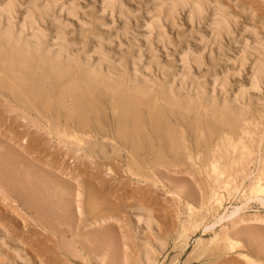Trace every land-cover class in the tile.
I'll return each instance as SVG.
<instances>
[{
  "label": "rangeland",
  "instance_id": "1",
  "mask_svg": "<svg viewBox=\"0 0 264 264\" xmlns=\"http://www.w3.org/2000/svg\"><path fill=\"white\" fill-rule=\"evenodd\" d=\"M120 1L124 14L109 0H16L10 37L2 12L0 264H264V222L252 220L264 219V194L248 199L264 177V77L251 87L264 69V0ZM27 11L42 45L37 29L21 33ZM59 28L70 56L58 54ZM101 44L120 75L95 65ZM186 48L203 54L188 64L200 91L182 82ZM1 51L19 55L11 87ZM212 192L226 196L221 207Z\"/></svg>",
  "mask_w": 264,
  "mask_h": 264
},
{
  "label": "bare ground",
  "instance_id": "2",
  "mask_svg": "<svg viewBox=\"0 0 264 264\" xmlns=\"http://www.w3.org/2000/svg\"><path fill=\"white\" fill-rule=\"evenodd\" d=\"M75 1H77V0H75ZM37 1H35V3H36ZM109 4H110V6H111V8L114 10V8L115 7H117V6H119L120 4V6H119V9H120V12H121V14H124V12H126L127 10L125 9V7H124V5L121 3L122 1H120V0H109ZM16 0H6L5 2H4V5H1L2 7L0 8V21L2 22V12H5V14L4 15H6V18H7V22H5L6 23V26L7 27H5V25H4V28L6 29H4L5 31H6V33L9 35V37L10 36H12L13 35V33L15 32L14 30V27H16V26H14V23H13V19L15 18V16H14V12H15V8H16ZM34 3V2H33ZM174 3V2H173ZM205 3V2H204ZM1 4H3L2 2H1ZM171 4V3H170ZM33 6H36L35 4H33ZM45 6H47V5H45ZM109 6V7H110ZM198 6V5H197ZM200 6V5H199ZM48 7V6H47ZM170 7V6H169ZM171 7H174V4L171 6ZM45 8V7H44ZM43 8V9H44ZM200 8V7H199ZM47 9V8H46ZM197 9V8H196ZM74 10V9H73ZM193 10H195V8L193 9ZM202 10V9H201ZM200 9H198V10H195V13H196V11H198V14L196 13L195 15H200V14H202V12H203V10L201 11ZM47 11H49L48 9H47ZM46 10H45V12H47ZM75 11V10H74ZM28 12V11H27ZM201 12V13H200ZM206 12V11H205ZM48 13V12H47ZM76 13V12H75ZM200 13V14H199ZM45 15H46V13H44ZM17 15V14H16ZM27 16L25 17V19L23 20V29H20V30H22V32L21 33H24L25 32V29H26V24H28L29 26H28V28L29 27H33V29L34 30H36V32L34 33V34H32V36H34V41H33V43L35 42L36 43V45H42L41 43H43L42 42V40H43V37H45V36H47V35H44V33L46 32H44V30L41 28L40 29V27H39V22L37 21L38 19H37V17L36 16H34V13H31V12H28V14H26ZM194 15V14H193ZM192 15V16H193ZM203 15V14H202ZM124 16V15H123ZM220 16V15H219ZM200 17H203V16H200ZM43 18V17H42ZM41 18V19H42ZM221 18V17H220ZM4 19V18H3ZM37 19V20H36ZM198 19H199V16H198ZM198 19H197V21H198ZM222 19V18H221ZM220 19V20H221ZM219 20V21H220ZM223 20H224V18H223ZM41 21V20H40ZM42 21H43V19H42ZM228 21V20H227ZM227 21H226V18H225V20H224V23L223 22H220V24H224L223 26L222 25H218L219 26V28L217 29V30H215L216 32H215V34L217 35V36H215V38L216 39H219L218 40V42H219V44H221V42H220V39H222L221 38V36H222V34H220L221 33V30L222 29H226L227 27L226 26H228V24H227ZM153 22V21H152ZM4 23V24H5ZM153 24L154 25H156L157 26V28H158V32H159V37H160V39H161V41H166L167 40V34H166V32H165V29L161 26V24L158 22V20H155L154 22H153ZM153 24H151V25H153ZM127 26H128V24H126ZM154 25L153 26H151L152 28H154ZM217 25L215 26V27H217ZM226 25V26H225ZM224 26H225V28H224ZM1 27V26H0ZM21 27V28H22ZM3 28V27H2ZM229 28V27H228ZM228 28H227V30L225 31V30H222L223 32L225 31V32H228L229 33V30H228ZM1 29V28H0ZM39 29V30H38ZM216 29V28H215ZM20 30H18L19 32H20ZM1 32H2V29L0 30ZM14 31V32H13ZM31 31V30H30ZM44 32V33H43ZM5 32H4V35H7ZM28 34V33H27ZM67 34V33H66ZM65 34V31H64V28L63 29H61V28H59L58 29V33H57V36L55 37V38H57V41H58V43L61 45V46H58V47H60V49L58 48V50H59V53L58 54H68L69 55V52H70V50H69V46L68 45H70V43H69V41L67 40L68 38H66V35ZM225 34V33H224ZM16 35H17V33H16ZM19 37V36H18ZM17 37V38H18ZM48 37V36H47ZM14 38H15V36H14ZM29 38V37H28ZM8 40H9V38H7ZM7 39H6V41H7ZM19 39H20V37H19ZM19 39H17V40H19ZM30 39V38H29ZM47 39V38H46ZM50 39V38H49ZM166 39V40H165ZM15 40V39H14ZM26 40V39H25ZM45 40V39H44ZM56 40V39H55ZM54 40V41H55ZM20 41V40H19ZM30 40H28V42H29ZM57 41H56V43H57ZM217 41V40H216ZM3 42V41H2ZM24 42V41H23ZM49 42V41H48ZM26 43H27V40H26ZM32 43V42H31ZM34 43V44H35ZM69 43V44H68ZM23 44V43H22ZM68 44V45H67ZM258 44H260L261 45V43L259 42ZM6 46H7V44H5ZM25 45V47H26V44H24ZM27 45H28V43H27ZM29 45H31V48H32V44H29ZM2 46V45H1ZM4 46V45H3ZM70 46H72V45H70ZM111 46V45H110ZM256 46V45H255ZM30 47V46H29ZM42 47V46H41ZM73 47V46H72ZM103 47L104 46H102V44H101V46L99 45V48L97 49V53L99 54V61L97 60V64H95V65H97V67L100 69V70H102V68L104 67H106L107 69H108V71H109V73L111 72V73H115V74H117L118 73V75H120L119 73H121L120 72V70H121V68H123V67H121V64L119 63H117V64H114L112 61H109V57L107 56V54L104 52V49H103ZM257 47V46H256ZM259 47H260V50L261 51H263L264 50V47L261 45V46H258V49H259ZM4 48V47H3ZM20 48V47H19ZM35 48V47H34ZM37 48V47H36ZM38 48H39V46H38ZM71 48V47H70ZM188 48V47H187ZM186 48V49H187ZM5 49V48H4ZM24 49V48H23ZM190 49V48H189ZM1 50V49H0ZM36 50V49H35ZM6 51V50H5ZM52 51V50H51ZM255 51V50H254ZM256 51H257V49H256ZM255 51V52H256ZM1 52H3V51H1ZM36 52V51H35ZM184 52V51H183ZM17 52H15V54H16ZM22 53V52H21ZM25 53V52H24ZM257 53H260V51L258 52L257 51ZM263 53H264V51H263ZM1 54H4L5 56H7L8 57V59H9V65L7 66V69L5 70V71H7V73L5 72V74L7 75V78L6 79H8V81H7V84L11 87V86H13V83H12V81H11V79H12V77H13V74L15 73V70H16V68L17 67H15L16 66V61H15V58L16 57H19V55H15L14 54V52H12L11 51V53L10 52H3V53H1ZM36 54V53H35ZM56 54H57V52H56ZM57 54V55H58ZM261 54V53H260ZM56 55V56H57ZM259 55V54H258ZM257 55V56H258ZM27 56V55H26ZM59 57H61V55H58ZM70 56V55H69ZM92 56V55H91ZM262 56V55H261ZM58 57V58H59ZM65 57H67V56H65ZM255 57V56H254ZM262 57H264V56H262ZM261 57V61L263 62L264 60V58H262ZM1 58V57H0ZM6 58V57H5ZM70 58V57H69ZM86 58V57H85ZM89 58V57H88ZM191 58V59H190ZM257 58V57H256ZM3 59V58H2ZM141 59V58H140ZM58 60H60V59H58ZM92 60V59H91ZM182 60H183V62L184 61H186V63H184L185 65L187 64H189V61H194L195 62V64L197 63V66H198V64L200 65L201 63V65H203V54L200 52H198V53H194V52H191V49L190 50H188L187 49V51H185L184 52V54H183V57H182ZM256 60H258V59H256ZM5 61V60H4ZM39 61H40V59H39ZM39 61H36V62H38L39 63ZM48 61V60H47ZM61 61V60H60ZM60 61H58L59 63H60ZM65 62V61H64ZM75 62V61H74ZM79 62V61H78ZM83 62H85V61H83ZM87 62H90L89 60L87 61ZM119 62V61H118ZM193 62V63H194ZM7 63H8V61H7ZM20 63V62H19ZM48 63V62H47ZM58 63V64H59ZM82 63V62H81ZM116 63V62H115ZM122 63V62H121ZM151 63H153V61L151 62ZM261 63V62H260ZM31 64V63H30ZM37 64V63H36ZM42 64H43V62H42ZM44 64H45V61H44ZM50 64H51V62H50ZM69 64V63H68ZM68 64H67V66H68ZM76 64H77V61H76ZM90 64V63H89ZM138 64H139V61H138ZM138 64L134 61L133 62V65H134V70H132L134 73H133V75H134V80L135 81H138L139 79H142V78H140L139 77V75H138V69H139V66H138ZM2 65V64H1ZM7 65V64H6ZM38 65V64H37ZM54 65V64H53ZM60 65V64H59ZM74 65V64H73ZM86 65V67H87V64H85ZM132 65V66H133ZM152 65V64H151ZM151 65H150V67L149 68H151ZM184 65V66H185ZM82 66H84V65H82ZM92 66V65H91ZM124 66H126V65H124ZM189 66V69H187V67L185 68V71H184V68H183V72L185 73V77H182V78H184L183 79V83L184 82H186L187 83V79H189L188 80V82L191 80V84H192V86L195 88V89H200V90H202V87H205V86H203V85H201V83L200 82H198L196 79H197V77L195 76H193L192 75V73H191V67H190V65H188ZM205 66V65H204ZM258 66H259V64L257 65V68H258ZM4 67H6V66H4ZM27 67V66H26ZM40 67V66H39ZM43 67V66H42ZM70 67V66H69ZM121 67V68H120ZM256 67V66H255ZM260 67H262V66H260ZM73 68V67H72ZM72 68H70L71 69V71H72ZM84 68V67H83ZM89 68H91V67H89ZM125 68V67H124ZM123 68V69H124ZM148 68V67H147ZM162 68V67H161ZM257 68H255L254 70H256L255 72H253V76H254V78L252 79V80H254L253 81V83H252V88L253 89H258L259 88V86L261 85L260 83H261V80L263 79V77H264V69H263V67H262V69L261 70H258ZM5 69V68H4ZM32 69V68H31ZM35 69H36V67H35ZM53 69V68H52ZM65 69V68H64ZM76 69V68H75ZM98 69V70H99ZM164 69V68H163ZM187 69V70H186ZM199 69H201V68H199ZM34 70V69H33ZM39 70V69H38ZM92 70H93V68H92ZM97 70V71H98ZM99 70V71H100ZM128 70V69H127ZM253 70V71H254ZM17 71V70H16ZM30 71V70H29ZM53 72L55 71V72H60V74L62 73L61 72V68L58 66V65H56V66H54V70H52ZM87 71V70H86ZM96 71V72H97ZM107 70L105 71V72H108ZM124 71V70H123ZM130 71V70H129ZM76 72V71H75ZM80 72V71H79ZM162 72V71H161ZM45 73V72H44ZM108 73V74H109ZM128 73V72H127ZM182 73V72H181ZM1 74V73H0ZM51 74V73H50ZM60 74H58L59 76H60ZM64 74V73H63ZM62 74V75H63ZM70 74V73H69ZM86 74V73H85ZM91 74H93L92 72L90 73V75ZM112 74V75H113ZM129 74V73H128ZM132 74V73H131ZM170 74V73H169ZM203 74V73H202ZM201 74V75H202ZM16 75V74H15ZM18 75V74H17ZM44 75V74H43ZM52 75V74H51ZM58 75H56V76H58ZM94 75V74H93ZM92 75V76H93ZM86 76V75H85ZM87 76L89 77V75L87 74ZM95 76V75H94ZM141 76V75H140ZM182 76H183V73H182ZM6 77V76H5ZM100 77V76H99ZM120 77V76H119ZM122 77H123V75H122ZM132 77V76H131ZM142 77V76H141ZM172 77V76H171ZM73 78V77H72ZM82 78V77H81ZM149 78V77H148ZM166 78V77H165ZM168 78V77H167ZM185 78H186V80H185ZM5 78L2 80V81H4V80H6ZM14 79H15V77H14ZM87 79V78H86ZM109 79V78H108ZM108 79H106V80H108ZM146 79V80H145ZM143 78V80L144 81H142L145 85L147 84L148 85V83H147V81H148V79L147 78ZM199 79V78H198ZM222 79H224L223 81H221L222 82V88L223 89H226V87H228L227 85L229 84V82H228V78L227 77H224V78H222ZM17 80V79H16ZM164 80V79H163ZM170 80V79H169ZM173 80H174V78H173ZM182 80V79H181ZM73 81V80H72ZM83 81V80H82ZM131 81V80H130ZM132 81H133V79H132ZM134 81V82H135ZM152 81V80H151ZM172 81V80H171ZM200 81H201V79H200ZM217 78H215V84L217 83ZM264 81V80H263ZM5 82V81H4ZM76 82V81H75ZM119 82V81H118ZM129 82V81H128ZM134 82H132V84L134 83ZM140 82V81H139ZM148 82H150V81H148ZM181 82V83H182ZM219 82V84L221 83L220 81H218ZM251 82V81H250ZM3 83V82H2ZM1 83V84H2ZM83 83V82H82ZM151 83V82H150ZM153 83V82H152ZM159 83V82H158ZM174 83V82H173ZM185 83V84H186ZM263 83V82H262ZM17 84V83H16ZM71 84H72V82H71ZM116 84V83H115ZM137 84V83H136ZM140 84V83H139ZM163 84V83H162ZM188 84V83H187ZM191 84H190V86H191ZM218 84V83H217ZM65 85V84H64ZM67 85V84H66ZM73 85V84H72ZM71 85V86H72ZM75 85H76V83H75ZM142 85V84H141ZM152 85V84H151ZM174 85H176V84H174ZM206 85V84H205ZM61 85H59L58 87H60ZM77 86H78V83H77ZM90 86V85H89ZM137 86H139V85H137ZM167 86H169V85H167ZM184 86H186V85H184ZM191 86V87H192ZM66 87V86H65ZM73 87V86H72ZM115 87V86H114ZM136 87V86H135ZM143 87H144V85H143ZM153 87V86H152ZM155 87V86H154ZM174 86H172V88H173ZM182 87H183V85H182ZM192 87V88H193ZM61 88V87H60ZM116 88V87H115ZM125 88V87H124ZM148 88V87H147ZM146 88V89H147ZM172 88H169V91H170V89H172ZM229 88V87H228ZM243 88V87H242ZM242 88H240V89H242ZM245 88V87H244ZM62 89V88H61ZM66 89V88H65ZM109 89V88H108ZM132 89V88H131ZM240 89H239V91H240ZM63 90V89H62ZM72 90H74V89H72ZM105 90V89H104ZM176 90V89H175ZM199 90V91H200ZM252 90V89H251ZM250 90V91H251ZM75 91V90H74ZM121 91H123V90H121ZM132 91V90H131ZM136 91V90H135ZM135 91H133V92H135ZM192 91V90H191ZM195 91V93H196V90H194ZM225 91V90H224ZM227 91V90H226ZM247 91V90H246ZM62 92V91H61ZM60 92V93H61ZM78 92V91H77ZM141 92V91H140ZM167 92V91H166ZM179 92V91H178ZM193 92V91H192ZM212 92V91H211ZM66 93V92H65ZM149 93V92H148ZM78 93H76V95H77ZM128 94V93H127ZM134 94H136V93H134ZM151 94V93H150ZM197 94V93H196ZM199 94V93H198ZM226 94V93H225ZM59 95V94H58ZM119 95V94H118ZM129 95H131V94H129ZM147 95V94H146ZM169 95V94H168ZM187 95V94H186ZM189 95V94H188ZM227 95H228V93H227ZM63 96V95H62ZM120 96V95H119ZM124 96V95H123ZM132 96H134V95H132ZM143 96H145V95H143ZM175 96V95H174ZM195 96V95H194ZM235 96H242V98H244L245 96H244V90L242 89L240 92H238V94L237 95H234V98H236L237 99V97H235ZM74 97H77V96H74ZM80 97V96H79ZM98 97V96H97ZM121 97V96H120ZM137 97V96H136ZM135 97V98H136ZM140 97H142V95L140 96ZM155 97V96H154ZM164 97V96H163ZM169 97V96H168ZM229 97V96H228ZM239 97H238V99H239ZM126 98V97H125ZM173 98V97H172ZM226 98V97H225ZM225 98H223L225 101H224V103H225V105H226V103H228V100L227 99H225ZM241 98V97H240ZM64 99V98H63ZM78 99V98H77ZM35 100V99H34ZM100 100V99H99ZM135 100H139V99H135ZM134 100V101H135ZM165 100H168V99H165ZM172 100V99H171ZM187 100V99H186ZM195 100V99H194ZM193 100V101H194ZM243 100V99H242ZM128 101V100H127ZM182 101V100H181ZM189 101V100H188ZM192 101V100H191ZM233 101V100H232ZM231 101V102H232ZM240 101V100H239ZM239 101H237V102H239ZM80 102V101H79ZM130 102V101H129ZM234 102H236L235 101V99H234ZM207 103V102H206ZM125 104V103H124ZM123 104V105H124ZM137 104H139V103H137ZM136 104V105H137ZM170 104V103H169ZM178 104H179V102H178ZM211 104V103H210ZM234 104V103H233ZM172 105V104H171ZM184 105V104H183ZM193 105V104H192ZM224 105V104H223ZM235 105V104H234ZM122 106V105H121ZM237 106V105H236ZM238 106H240V105H238ZM185 107V106H184ZM225 107V106H224ZM124 108V107H123ZM122 108V109H123ZM226 108H228V107H226ZM69 110V109H68ZM71 110V109H70ZM73 110V109H72ZM235 110H236V108H235ZM245 110V109H244ZM210 111V110H209ZM239 111V110H238ZM216 112V111H215ZM218 113V112H217ZM241 113H242V111H241ZM211 114V113H210ZM221 115V114H220ZM236 115V114H235ZM141 125V124H140ZM143 125V124H142ZM230 125H231V122H230ZM125 126V125H124ZM131 126V125H130ZM231 134V133H230ZM252 135V134H251ZM237 140V139H236ZM246 140V139H245ZM168 141V140H167ZM182 145V144H181ZM236 146H234V148H235ZM94 150V149H93ZM226 150V149H225ZM98 151H100V150H98ZM253 151V150H252ZM96 153H98V152H96ZM95 153V154H96ZM236 153V152H235ZM102 154H104V153H102ZM102 157H103V155H102ZM232 160H233V157H232ZM238 163V162H237ZM211 166H212V171L214 172V173H216V175H222L224 172L223 171H221L220 170V168H219V165H218V162L217 161H213L212 162V164H211ZM152 171V170H151ZM211 172V171H210ZM262 173H264L263 171H262ZM226 174H227V172H226ZM261 174V173H260ZM136 175V174H135ZM210 174H208V176H209ZM262 175V174H261ZM264 175V174H263ZM256 176V175H255ZM259 177V176H258ZM5 178V177H4ZM144 178V177H143ZM215 178H217V176L215 177ZM215 180V179H214ZM205 183V182H204ZM218 184V183H217ZM229 184H230V182L227 184H225V191H227V193H228V195H231V191H229V189H228V186H229ZM230 188V187H229ZM217 189V188H216ZM220 189V188H219ZM215 190V189H214ZM238 191L239 189H235V191ZM221 191H223V190H221ZM222 193V192H221ZM221 193H219V192H212V199H213V201L219 206V207H221L222 205H223V201H224V199H225V195L224 194H221ZM226 193V194H227ZM264 194V177H259L258 178V180H256L252 185H251V196L250 197H248V199H250L251 197H253L254 198V196H257V198H258V196H261V195H263ZM233 197V196H232ZM211 198V197H210ZM256 198V199H257ZM260 198H263V197H260ZM211 199V200H212ZM212 201V202H213ZM207 202V201H206ZM211 203V202H210ZM214 203V204H215ZM209 205H211V204H209ZM210 207V206H209ZM216 208V207H215ZM187 210V209H186ZM80 211V209H79V207H78V212ZM208 211V210H207ZM235 212H237V210L235 211ZM82 213V212H81ZM258 216V215H257ZM252 217V216H251ZM254 218L252 219V220H254V221H258V222H264V219H262V218H260L259 216L258 217H256V215L255 216H253ZM149 218V217H148ZM147 218V219H148ZM264 218V217H263ZM137 219H139V218H137ZM136 219V220H137ZM141 219V218H140ZM140 219H139V221H140ZM248 219H250V218H248ZM239 220V219H238ZM242 220V219H241ZM244 220V219H243ZM138 221V223H140ZM142 221H144V220H142ZM147 221V223H149L150 221H149V219L148 220H146ZM236 221V220H235ZM251 221V220H250ZM238 222V221H237ZM253 222V221H252ZM251 222V223H252ZM150 224V223H149ZM149 224H146L147 226L149 225ZM235 224H236V222H235ZM150 226V225H149ZM185 238V237H184ZM228 237H226V239H227ZM230 240V239H229ZM228 240V241H229ZM236 241V240H235ZM234 240H231V241H229V246L232 248V249H234V247H235V242ZM239 242V241H238ZM240 243V242H239ZM239 243H236V244H238L239 245ZM184 245V244H183ZM228 247V246H227ZM238 247V246H237ZM237 247H235V248H237ZM240 247V246H239ZM241 248V247H240ZM244 258H245V256H243ZM247 257V256H246ZM249 257V256H248ZM247 257V258H248ZM147 258H149V257H147ZM253 261V260H252ZM248 262V261H247ZM249 264H251V262H248ZM254 263V262H253Z\"/></svg>",
  "mask_w": 264,
  "mask_h": 264
}]
</instances>
